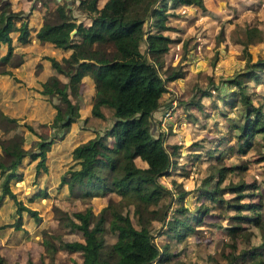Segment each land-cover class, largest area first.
<instances>
[{
    "label": "trees",
    "instance_id": "trees-1",
    "mask_svg": "<svg viewBox=\"0 0 264 264\" xmlns=\"http://www.w3.org/2000/svg\"><path fill=\"white\" fill-rule=\"evenodd\" d=\"M170 1L172 5L193 3L206 9L203 0ZM97 2L98 0H79L80 8L91 17L87 25L82 21L77 22L70 13L71 10L63 3H57L52 10H48L36 30L37 38L71 51L61 59L47 56L51 66L65 75L67 80L63 81L53 73L42 82L41 91L45 94H58L63 103H54L56 111L52 120V124L60 130L58 137H62L80 116L78 94L82 78L85 75L92 77L94 93L90 117L106 118L107 114L102 108L105 105L111 108L113 120L101 133L79 141L72 147L73 164L62 173L59 182L61 185L67 184L69 193L79 198L94 194H115L118 198H109L93 219L89 208L75 210L71 214L63 211L66 218L64 224L69 230L81 231L82 238L66 240L45 231L43 241L48 246L50 264H55L54 253L58 248L79 252L83 264H189L184 259L174 260L175 253L168 241L161 247L156 243L154 220L162 223L158 232L182 241L204 223V216L209 209L206 200L230 201L231 197L222 195L224 189L235 192L248 184L242 180L236 184L221 186L219 181L225 177L226 169H232L233 166H220L217 169V183L213 187L198 186L195 190L204 204H200L194 211L189 209L185 197L191 189L185 188L181 181L172 176L177 171L175 158L183 145L166 141L165 132L159 126L152 129V111L160 105V97L167 90L165 82L182 75L180 69H174L167 75L160 72L164 64L162 57L173 40L163 32L172 27L168 23V15L171 14L167 9L168 0H105L101 6ZM16 19H20L19 24H16ZM73 28L75 31L71 36ZM13 30L18 31L16 38L19 41L29 40L27 13L11 10L8 0H3L0 4V47L5 44L7 50L0 53L1 66L9 62L14 54L11 36ZM141 43H144V49L141 48ZM243 44L246 67L233 75L220 77V82L225 85L223 87L228 88L227 92L222 93L218 83L212 87L218 90L224 104L233 106L240 103L244 107L242 110L245 112L240 116V122L227 117L232 119H229L232 127L237 129L234 134L240 151L250 147L254 133L264 132V92L260 95V102L255 104L245 88L250 80L260 81L259 70L264 68V57L253 60L246 43ZM0 72L11 71L0 67ZM211 94V90L200 88V94L182 101L187 106L191 104L198 110H203L201 96ZM71 96L76 97V100ZM1 116L12 124L17 121L2 113ZM28 126L30 130L33 129L31 125ZM37 136L39 139L35 150L23 147L22 137L10 135L5 138L6 141L0 138L3 194L9 193L15 198L16 193L10 188V181L22 178L18 167L26 156L37 159V170L40 167L47 168L46 154L55 138H48L41 133ZM108 137L112 138L111 143L108 142ZM192 156L199 158L200 154ZM162 177L169 178L172 186H167L161 180ZM46 194L47 190L40 189L32 197ZM243 195L244 193H238L235 197ZM164 198L166 201L162 202ZM16 201L18 212L25 209L39 218L35 208L20 200ZM231 204L237 208L257 205L249 201ZM124 205H132L135 221L124 209ZM239 214L236 217H246ZM20 220L19 216L15 226L19 225ZM254 220H259V215L254 216ZM237 226L239 225L230 226L229 230H235ZM108 230L116 235L112 243L105 241ZM53 237H58V242ZM256 246L264 248V232L261 243ZM255 252L256 250L252 254ZM28 262L33 264L31 260ZM0 264H8L2 253ZM73 264L77 262L74 260ZM250 264H263V261H253Z\"/></svg>",
    "mask_w": 264,
    "mask_h": 264
},
{
    "label": "rangeland",
    "instance_id": "rangeland-1",
    "mask_svg": "<svg viewBox=\"0 0 264 264\" xmlns=\"http://www.w3.org/2000/svg\"><path fill=\"white\" fill-rule=\"evenodd\" d=\"M2 1L0 0V4ZM104 1L98 0L97 4L101 6ZM204 1L207 8L205 10L186 6L180 11L193 13L198 10L204 21L203 24H195L196 31L185 38L184 49L190 51L184 52L180 58L184 60V64H181L180 60L174 64V60V63L165 69L166 73H163L167 75L174 69L182 71L186 64H190L191 69L187 70L185 77L166 82L168 92L173 91L170 93V103L172 100L176 103L172 115L176 114L170 118L163 115V119L166 118L165 124L162 125L158 119L159 121H153L152 128L159 126L165 132L166 141L177 140L181 145H189L180 148L177 162L180 174L176 176V180L182 181L185 188L191 189L185 197L191 211L204 204L201 203L202 197L195 194L196 188L205 185L213 187L217 183V169L220 166H233L232 169H226L225 177L219 181L221 186L236 184L242 180L248 185L235 192L224 189L222 195L231 197L230 201L206 200L209 209L204 216V223L182 241H176L175 237L158 232L162 223L154 220V240L160 247L168 241L175 253V261L184 259L189 264H250L253 261H263L264 264V248L256 246L261 243L264 232V132H256L251 138L250 147L240 151L234 134L237 129L232 127L230 118L240 117V111L244 114L243 105L237 103L232 108L225 106L218 96L217 89L212 90L213 98H203L202 101L206 103L203 110L188 107L191 104L187 106L182 101L191 96L195 97L198 87L212 89L213 85L218 83L222 91H227L223 87L225 85L220 82V77L233 75L246 67L243 42L246 43L253 60L264 57V0ZM57 3L65 4L77 22L89 21V14L82 11L79 0H8L11 10L27 13L30 30L29 40L26 42L16 38L17 30L11 31L14 54L4 66L0 65L11 71L0 72V138L6 141L5 138L10 135L22 137L23 147L33 150L37 147V134L55 138V142L47 151L46 169L38 167L37 170V159L27 156L19 162L18 169L22 172V178L10 181V188L16 193L15 198L9 193L3 194L0 174V253L6 257L8 264H28L29 260L33 264H50L48 246L43 241L46 237L45 231L66 240L82 238L81 231L69 230L64 224L66 218L63 211L71 214L75 210L89 208L93 219L109 198H118L115 194H94L76 198L59 182L62 173L73 164L72 147L89 136L90 126L103 130L109 126L110 121L108 118L102 120L90 117L91 111L88 110L92 103L90 105L87 102V97L91 83L87 80L82 83L81 94L78 95L80 116L62 137H58L60 130L52 124L56 111L54 103H63L56 93H42V82L53 74L47 56L61 59L65 52H58L51 43L40 41L36 30L48 10H52ZM15 21L19 24L20 19ZM174 23L179 25L180 19ZM141 48L144 49L143 43ZM6 50V45L2 44L0 53L3 54ZM185 54L189 56L185 57ZM259 74L260 81L250 80L246 86L255 104L260 102V95L264 92V68L259 70ZM57 75L63 81L67 80L63 74ZM71 97L76 100V97ZM1 113L14 117L17 121L9 123L10 120L3 118ZM28 124L34 130H30ZM195 153H199L200 157L194 158L192 155ZM184 172L185 175H181ZM162 179L172 186L169 178ZM40 189L47 190V194L30 198ZM238 193L244 195L235 197ZM16 200L35 208L39 218H35L25 209L18 212ZM165 201L166 198L162 200ZM240 201L254 202L257 205L237 208L231 204ZM124 209L135 221L132 205H124ZM239 213L246 217H236ZM257 215L259 220L255 221L254 216ZM19 216L20 223L15 226ZM235 225L239 226L235 230H229L230 226ZM115 239V233L106 231L107 243H112ZM53 240L58 242V237H53ZM254 246L257 248L254 249ZM59 249L61 248L54 253L55 264H73L74 260L81 264L78 252L70 254ZM254 250L256 252L252 254Z\"/></svg>",
    "mask_w": 264,
    "mask_h": 264
},
{
    "label": "crops",
    "instance_id": "crops-1",
    "mask_svg": "<svg viewBox=\"0 0 264 264\" xmlns=\"http://www.w3.org/2000/svg\"><path fill=\"white\" fill-rule=\"evenodd\" d=\"M203 2H205L204 0H203ZM168 11L171 13V14H169L168 15V23L172 26L171 28H169V29H164L163 30V32L164 33H167L168 35H170L172 38H173V40H172V42L170 43V47H169V49H168V51L166 52V53H164V55H163V61H164V64H163V67L160 69V72H161V74L162 75H164L163 73H166L165 72V69L167 68V66L168 65H171V64H173L174 63V60H176V62L174 63V64H176L179 60H180V58L183 56V54H184V52H186L187 53V51L189 52L190 51V49H188L187 51L184 49V46H185V38H188L190 35H191V33L193 34V32H195L196 31V28L194 29V27H195V24H197V23H199V24H203V21H204V19H203V17H202V15H201V12L200 11H198V10H194V12L193 13H187V12H183V13H180V11L181 10H183L186 6H189V7H192V8H195V7H199L198 5H196V4H188V3H180V4H176V5H172V3H171V1L170 0H168ZM100 6V5H99ZM195 6V7H194ZM199 8H201V7H199ZM198 9V8H197ZM202 9V8H201ZM207 9V8H206ZM203 10H205V9H203ZM83 11V10H82ZM85 12V11H84ZM74 16V15H73ZM90 17V16H89ZM178 19H180V23H179V25H176L175 23H174V21L175 20H178ZM90 21H91V17H90V19H89V21L88 22H84V21H82L84 24H89L90 23ZM73 34H74V32H73ZM73 34L71 35V36H73ZM47 43H51V42H48L47 41ZM52 44V43H51ZM142 44V43H141ZM143 45H144V43H143ZM52 46H53V48L56 50V51H58V52H65V53H63V55L65 54V55H68L69 53H70V51H71V49H64V48H61V47H56V46H54L53 44H52ZM141 46V45H140ZM188 48V47H187ZM186 56H189V54H185V57ZM181 64H184V60L183 59H181L180 61H179ZM51 64V63H50ZM52 67V66H51ZM52 69H53V73H55L56 75H57V73H60V72H57L53 67H52ZM189 69H191L190 68V64H186L184 67H183V70H182V75H180V76H177L176 78H183V77H185V75H186V73L188 72L187 70H189ZM60 74H62V73H60ZM58 77H59V75H57ZM65 76V75H64ZM66 77V76H65ZM60 78V77H59ZM176 78H174V79H176ZM66 79H67V77H66ZM174 79H171V80H174ZM63 80V79H62ZM87 80H90V83H91V89H90V91H89V93H88V97H87V102L88 103H90V105H91V103H92V97H93V93H94V84H93V80H92V77L90 76V75H85V76H83V78H82V82H81V84H80V87H79V94L78 95H80L81 94V86H82V83H84L85 81H87ZM167 81H170V80H167ZM166 81V82H167ZM166 82H165V84H166ZM167 86V85H166ZM200 88L201 89H204L203 87H198L197 88V90H198V94H200ZM206 88V87H205ZM226 88V87H225ZM207 89H209V88H207ZM227 89V91H228V88H226ZM246 89H247V87H246ZM209 90H215V89H209ZM221 90V92L223 93V92H227V91H222V89H220ZM167 91V92H166ZM163 94H162V96L160 97V101H161V103H160V105L156 108V109H154L153 111H152V121H154V122H156V120L157 121H161V123H162V125H164L165 124V122H164V120H166V118H170L171 116L173 117V116H175V114H173L172 115V109H173V107L176 105V103H175V101H174V103H170V99L171 98H169L170 97V93L171 92H173L172 90H171V92L169 93L168 92V90H166ZM168 93H169V95H168ZM219 96V95H218ZM79 97V96H78ZM165 97H166V99H165ZM204 97H211V98H213L214 97V95H213V91H212V94L211 95H202L201 96V101L202 100H204L203 98ZM220 97V96H219ZM80 101V100H79ZM173 101V100H172ZM203 103L205 102V101H202ZM223 102V101H222ZM224 104V103H223ZM89 105V106H90ZM225 106H227V107H230V108H232L233 106H235V105H237V103L235 104V105H233V106H229L228 104H224ZM169 106H171V111H170V114H169V116H166V118L165 119H163V114H164V112L168 109V107ZM206 106V103H204V107ZM190 107H194V106H190ZM102 108L105 110V112H106V114H107V117L106 118H108L109 119V121H110V123H109V125L111 124V121L113 120V116H111L110 115V113H111V108L110 107H107V106H102ZM194 108H196V107H194ZM90 109H91V107L89 108V110L88 111H90ZM197 109V108H196ZM242 115V113H241V111H240V116ZM226 117H227V115H226ZM92 118V117H91ZM95 118V117H94ZM97 118H99V119H105V118H100V117H97ZM97 118H95V119H97ZM95 119H92V120H94L95 121ZM159 119V120H158ZM236 120H238V122H240V120H241V117H237V119ZM90 130H91V132H90V134H89V136L87 137V138H89V137H92V136H94V135H96L97 133H101L103 130H100V129H97L96 127H92V126H90ZM237 132V131H236ZM255 134V133H254ZM86 138V139H87ZM165 139H166V137H165ZM108 142H112V138L111 137H108ZM168 141H171L170 139L168 140ZM177 140H175V141H173V142H176ZM183 146H186V144L185 145H183ZM182 147V146H181ZM180 147V148H181ZM179 148V149H180ZM46 156H47V154H46ZM209 156V155H208ZM215 155H213V157H214ZM176 160H177V162H178V156L175 158ZM19 170V169H18ZM180 173H179V171H178V167H177V171H175L174 173H173V177L174 178H176V176L177 175H179ZM181 175H183V174H181ZM167 178V177H166ZM177 179V178H176ZM16 181V180H15ZM182 182V181H181ZM164 183L167 185V186H171L170 184H168V183H166V181H164ZM183 184V183H182ZM65 186V188L67 187V184H62V187H64ZM64 188V189H65ZM68 188V187H67ZM66 190V189H65ZM106 195V194H105ZM105 195H102V194H100V196H105ZM108 195V194H107ZM74 196V195H73ZM76 198H77V196H75ZM30 198H32V196L30 197ZM59 250H64V251H67L68 253H75L76 251H68V250H66V249H59ZM78 254H79V256H80V258H81V264H83L82 263V257H81V255H80V253L78 252Z\"/></svg>",
    "mask_w": 264,
    "mask_h": 264
},
{
    "label": "built area",
    "instance_id": "built-area-1",
    "mask_svg": "<svg viewBox=\"0 0 264 264\" xmlns=\"http://www.w3.org/2000/svg\"><path fill=\"white\" fill-rule=\"evenodd\" d=\"M172 103H174V100L172 101ZM170 111H171V106L168 107V109L164 112V116H169L170 114Z\"/></svg>",
    "mask_w": 264,
    "mask_h": 264
},
{
    "label": "water",
    "instance_id": "water-1",
    "mask_svg": "<svg viewBox=\"0 0 264 264\" xmlns=\"http://www.w3.org/2000/svg\"><path fill=\"white\" fill-rule=\"evenodd\" d=\"M74 31H75V28H73V29L70 31V35H72ZM153 126H156V125H153ZM152 129H153V128H152Z\"/></svg>",
    "mask_w": 264,
    "mask_h": 264
}]
</instances>
